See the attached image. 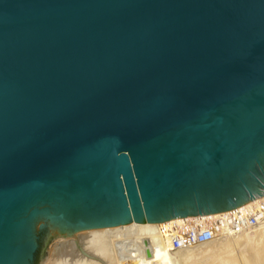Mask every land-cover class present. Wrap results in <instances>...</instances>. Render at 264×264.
Masks as SVG:
<instances>
[{"label":"water","instance_id":"water-1","mask_svg":"<svg viewBox=\"0 0 264 264\" xmlns=\"http://www.w3.org/2000/svg\"><path fill=\"white\" fill-rule=\"evenodd\" d=\"M261 197L264 0H0V264Z\"/></svg>","mask_w":264,"mask_h":264},{"label":"bare ground","instance_id":"bare-ground-1","mask_svg":"<svg viewBox=\"0 0 264 264\" xmlns=\"http://www.w3.org/2000/svg\"><path fill=\"white\" fill-rule=\"evenodd\" d=\"M260 200H264V197L253 199L247 206H250L253 203L258 202ZM247 206H244V207H247ZM241 208H243V207H241ZM218 214H220V213H217L215 216H217ZM215 216H211V217H215ZM191 217H194V216H191ZM191 217H187V218H183V219H170V220H167L164 222H153V223H150L147 225H118V226H115L112 228H90V229H86V230L77 231L78 232L77 234H75V231H73L74 235L84 239V251L91 253V258L88 259V258L84 257L79 251H77L75 249L65 248L60 254H52L51 256H49V258L43 264H123L121 259L118 257L116 250H114L115 247L114 246H113L114 248L112 247V245H114V244H112V242H114V238H117L116 237L117 234H119V232H121L123 230H131L133 235L137 239L141 240L142 242L144 240H147L149 245H152L155 247L154 254H152L151 256L148 257L151 260L150 264H154L155 262H158V264H175L176 262L177 263L180 262V264L181 263H183V264L184 263L185 264H197L198 263L199 264L198 261L201 258H204V259L207 258V256L205 257V255L211 253V254H209V256L210 255L212 256L211 251L214 249V247L218 248V250L215 249L216 251L213 250V251H215V254H218V253H216L218 251L220 252V254H219L220 256H217L218 257L217 259H219L218 261L220 262L219 264H231V263L236 264V260H234L235 258L233 260H232V258L231 259L227 258V257L224 258L223 257L224 255L221 254V253H224L225 251H227V247H228L225 244V243H227V241L225 240L226 241L225 242L223 240L224 237L221 239H217V240H213V241L204 243V244L194 245V246H191L189 248L177 249V248L170 247V243H169L168 239L164 235L160 234L161 228H165V227L168 228L170 225H172L175 222H180L182 220H185V219H188ZM254 230L256 233V234H254V235H256L255 236L256 238H259V240H260V238L263 236L262 237L263 238V242H262L263 246H261L263 248V253H262L263 255L262 254L261 255H262V260H264V224H261L260 226L254 228ZM246 233L247 232L245 231V233H241L239 235H240V237H241V235H243L245 237V240H249L248 244L250 245L251 244L250 243L251 238H250V235L248 233L247 234ZM231 236H235V235H230V236H226V237H231ZM240 237H238L239 238L238 240L242 239ZM255 237H253V238H255ZM229 239L231 240V238H229ZM116 240L117 239H115V242H116ZM230 240L228 241V243L231 242ZM245 240L243 239V241H245ZM255 240H257V239H255ZM261 241L262 240H260V242ZM221 242H223V243H221ZM233 242H234V240H233ZM238 242H240L239 244L242 243V241H238ZM234 243L236 244V242H234ZM246 243H247V241L245 242V244ZM252 243H253V240H252ZM231 244H232V242H231ZM231 244L229 243L228 245H231ZM235 244H233V245H235ZM257 244H261V243H259V241H256V244H252L250 246L254 247L256 245V247L258 248ZM233 245H231V246H233ZM236 245H235V247H236ZM249 245H247V247H249ZM242 247H246V246L244 245V246H241L240 248H242ZM238 248H237V250H238ZM251 248H250V250H253ZM229 250L230 251H228V252L232 251L231 247ZM248 250H249V248H248ZM257 251H259V249ZM257 251H256V253H254L255 251L253 250V252H252L253 255L255 254V256H256ZM232 253L231 254L229 253V254L232 255ZM234 255H237V254H234ZM241 256H243V255H240L239 258H241ZM232 257H234V256H232ZM256 257L254 259H256ZM239 258L237 259L238 261H239ZM217 259H216V261H217ZM203 260H200V261H203ZM207 260H208V258H207ZM256 260H254L253 262L255 263ZM262 260L258 259V261H256V262L259 263V261H262ZM205 262H206V260H205ZM214 262H215V260H214ZM240 262H242V264H244L242 260ZM254 263H252V264H254ZM206 264H208V263H206ZM212 264H214V263H212ZM249 264H251V260H250Z\"/></svg>","mask_w":264,"mask_h":264},{"label":"built area","instance_id":"built-area-1","mask_svg":"<svg viewBox=\"0 0 264 264\" xmlns=\"http://www.w3.org/2000/svg\"><path fill=\"white\" fill-rule=\"evenodd\" d=\"M264 224V200L250 206L222 212L215 217L194 216L161 228L172 248H189L230 235H238ZM115 250L123 264H150L155 247L137 239L131 230L117 234ZM150 241V240H149ZM151 242V241H150ZM154 264H158L155 262Z\"/></svg>","mask_w":264,"mask_h":264},{"label":"rangeland","instance_id":"rangeland-1","mask_svg":"<svg viewBox=\"0 0 264 264\" xmlns=\"http://www.w3.org/2000/svg\"><path fill=\"white\" fill-rule=\"evenodd\" d=\"M251 231H252V232H251ZM253 231H254V232H253ZM246 232L250 235V238L253 240V243H252V240L250 239V243H251L250 245H252V244H256V241H259V243H261V244H257L258 248L256 247V245L254 246L255 248H254L253 246H250V245L248 244V243H249V240H245V237H244L243 235H241V237H240L239 234H238V235H235V236H231V237H224L223 240H224V241H225V240L227 241V243H225V244H226V246H228V247H227V251H225L224 253H221V254L224 255V256L222 255L224 258H226V257H227V258H230V259L232 258V260L235 258L234 260H236V264H238V263H239V264H242V262H240L241 260L243 261L244 264H249L250 260H251V264L254 263L253 261L256 260V259H257L256 261H258V259L262 260L263 248H262L261 246H263V243H262V242H263V238H262L263 236L260 238V240H262V241L260 242L259 238H256V237H255L256 235H254V234H256L254 229L249 230V232H248V231H246ZM77 233H78V232L76 231L75 234H77ZM242 233H245V232H242ZM247 233H246V234H247ZM240 234H241V233H240ZM252 235H253V236H252ZM237 236L240 237V238H242V239L238 240L239 238H238ZM247 236H248V235H247ZM251 236H252V237H251ZM235 237H236V238H235ZM243 237H244V238H243ZM253 237H255V238H253ZM229 238H231V240H230ZM234 238H235V239H234ZM115 239H117V238H114V242H112V244H114V245H112V247H113V246L115 247ZM227 239H228V240H227ZM243 239H244L245 241H243ZM255 239H257V240H255ZM223 240H222V241H223ZM229 240L232 242V244H231V242H229L231 245L235 244L234 242H236V244H237L238 246H237L236 244H235L236 247H235V245H233L234 247L231 246V245H228V244H229V243H228ZM233 240H234V242H233ZM237 240H238V241H242V243H241L242 245L239 244L240 242H238ZM224 241H223V242H224ZM226 241H225V242H226ZM246 241H247V243L245 244ZM223 242H221V243H223ZM244 245H245L246 247H242V248H240L241 246H244ZM247 245H249V247H247ZM229 246H230L231 249H232L231 252H228V251H230V250H229V249H230ZM114 247H113V248H114ZM232 247H233V248H232ZM238 247H239V248H238ZM251 247H252V248H251ZM237 248H238V250H237ZM248 248H249V250H248ZM250 248L253 249V250L255 251L254 253H256V251L259 249V251H257V254H256V256L258 255L257 257L255 256V254L253 255V253H252L253 250H250ZM256 248H257V249H256ZM215 249L218 250V248H215V247H214L213 250H215ZM234 249H235L236 251H235ZM255 249H256V250H255ZM114 250H115V248H114ZM213 250L211 251V252H212V256H211V255H210L211 257L209 256V254H211V253L205 255V257L207 256L208 260H207V258H205V259H204V258H201L200 260H203V259H204V260H203V261H200V260H199V261H198L199 264H206V263H208V264H212V263L217 264V263H218V264H219L220 262L218 261L219 259H217V258H218L217 256H220V255H219L220 252L218 251V252H216V253H218V254H215V251H216V250H215V251H213ZM233 251H234V252H233ZM238 251H239V252H238ZM241 251H242V252H241ZM246 251H247V252H246ZM114 252H115V251H114ZM213 252H214V253H213ZM232 252H233V253H232ZM235 252H236V253H235ZM229 253H230V254L232 253V255H230ZM245 253H246V254H245ZM234 254H237V255H234ZM259 254H260V255H259ZM261 254H262V255H261ZM225 255H226V256H225ZM227 255H228V256L230 255V256L228 257ZM240 255H243V256H241V258H239ZM245 255H246V256H245ZM208 256H209V257H208ZM232 256H234V257H232ZM244 256H245V257H244ZM254 256L256 257V259H254V258H255ZM223 257H222V258H223ZM252 257H253V258H252ZM48 258H49V257H48ZM48 258L44 259V260L42 261V264H43L44 262H46V260H47ZM210 258H211L212 260H211ZM215 258L217 259V261H216ZM238 258H239V261L237 260ZM205 260H206V262H205ZM214 260H215V262H214ZM228 260H229V259H228ZM181 261H182V260H181ZM248 261H249V262H248ZM256 261H255L254 264H256V263H257V264H264V260H262L263 262H262V261H259V263L256 262ZM200 262H201V263H200ZM210 262H211V263H210ZM216 262H217V263H216ZM175 264H180V262H178V263L176 262ZM181 264H183V263H181ZM184 264H185V263H184ZM197 264H198V263H197ZM231 264H233V263H231Z\"/></svg>","mask_w":264,"mask_h":264}]
</instances>
